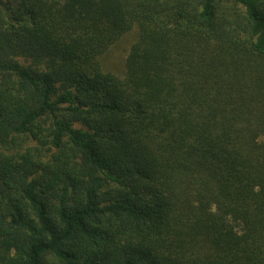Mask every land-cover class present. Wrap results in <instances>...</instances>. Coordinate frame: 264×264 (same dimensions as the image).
<instances>
[{"label": "trees", "instance_id": "obj_1", "mask_svg": "<svg viewBox=\"0 0 264 264\" xmlns=\"http://www.w3.org/2000/svg\"><path fill=\"white\" fill-rule=\"evenodd\" d=\"M0 264H264V0H0Z\"/></svg>", "mask_w": 264, "mask_h": 264}, {"label": "rangeland", "instance_id": "obj_2", "mask_svg": "<svg viewBox=\"0 0 264 264\" xmlns=\"http://www.w3.org/2000/svg\"><path fill=\"white\" fill-rule=\"evenodd\" d=\"M139 29L135 26L131 31L118 39L100 60L106 72L113 73L121 78L126 75V62L132 45L137 41Z\"/></svg>", "mask_w": 264, "mask_h": 264}]
</instances>
